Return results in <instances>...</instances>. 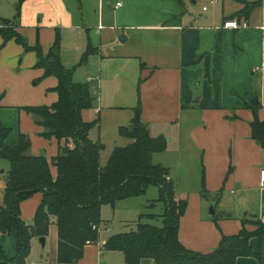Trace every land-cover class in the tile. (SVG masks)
I'll list each match as a JSON object with an SVG mask.
<instances>
[{"label": "crops", "instance_id": "1", "mask_svg": "<svg viewBox=\"0 0 264 264\" xmlns=\"http://www.w3.org/2000/svg\"><path fill=\"white\" fill-rule=\"evenodd\" d=\"M197 1L80 0L79 17L69 0H24L18 30L27 35L23 27H38L39 39L30 34L29 42L39 41L45 52L59 31L62 61L68 68L89 45L95 48L93 68L80 77L75 72L74 79L89 82L95 98L83 118L100 117L90 137L105 144L102 166L116 146L130 142L121 129L129 125L139 104L152 135L167 138L163 152L169 159L160 164L169 168L172 182L180 176L175 169L178 158L188 151L200 153L193 177L201 181L195 188L203 194L195 193V188L180 196L176 192L188 203L179 239L191 250L209 253L219 247L223 236L237 234L243 227L256 229L253 216L264 222V148L252 137L251 127L256 116L264 122V0L248 17H239L246 6L240 0H206L202 13L193 9ZM19 2L0 0V18H15ZM231 20L248 25L225 27ZM2 44L0 35V123L12 130L6 144L16 146L23 132L32 140L30 154L52 159L59 141L42 136L44 127L24 107L56 102L58 79H39L44 70L35 67L34 51H25L15 40ZM71 52L77 59L72 62ZM254 97L257 105L252 103ZM2 169L5 173L8 166L0 160V205L5 189ZM41 199L39 192L21 203L24 220H33ZM211 203L215 214L208 211ZM51 225L56 264H60L58 228ZM106 241L100 247L99 241L87 244L79 261L62 264H106L99 259ZM1 242L8 257L17 255L16 234H2ZM250 244L264 255V236L252 237ZM140 264L155 262L143 258ZM236 264H259V260L242 256Z\"/></svg>", "mask_w": 264, "mask_h": 264}, {"label": "trees", "instance_id": "2", "mask_svg": "<svg viewBox=\"0 0 264 264\" xmlns=\"http://www.w3.org/2000/svg\"><path fill=\"white\" fill-rule=\"evenodd\" d=\"M23 1L17 5L15 18H0L2 45L15 40L25 51H34L35 67L44 70L39 79L48 76L58 79L56 102L24 109L44 127L42 136L59 141V149L52 159L45 154L32 155L29 153L31 137L23 132H19L16 146H8L6 139L12 130L0 123V160L9 162L8 170L2 175L5 189L0 205V264H29L32 238L47 237L53 223L58 228V262L79 261L84 256L87 241L91 244L99 241L103 205L115 206L119 200L144 194L149 185L160 189L157 201L164 204L162 214L143 213L137 230L112 235L103 249L123 251L126 264H140L143 258H152L155 264H236V259L242 256H254L259 264H264L262 252L250 244L252 237L264 236V222L252 231L243 227L237 234L223 236L219 247L209 253L191 250L180 241V220L188 203L176 197L175 185L168 178L169 168L153 162V154L165 151L168 141L164 135H152L142 119L140 104L135 107L129 125L121 129V135L130 142L116 146L107 164L102 166L100 160L105 144L90 137L100 117L90 121L83 118V111L94 107L90 83L75 81L76 68L64 65L59 31L47 52L39 41L31 45L19 32ZM240 1L246 6L239 17H248L250 10L262 0ZM93 52L95 48L89 45L78 64L87 63ZM251 127L252 137L264 148V122L256 116ZM39 192L41 202L33 220L27 222L22 217L21 203ZM158 216L162 226L141 221ZM10 233L17 237V255L13 258L7 256L1 242V235Z\"/></svg>", "mask_w": 264, "mask_h": 264}, {"label": "rangeland", "instance_id": "3", "mask_svg": "<svg viewBox=\"0 0 264 264\" xmlns=\"http://www.w3.org/2000/svg\"><path fill=\"white\" fill-rule=\"evenodd\" d=\"M69 4L73 7L77 16H81L83 12L80 8V0H69ZM206 4V0H198L197 3H193L194 11L203 12L202 7ZM210 7L211 4H207ZM91 11L94 12V6H91ZM19 25L21 22L18 20ZM39 24V23H38ZM27 31V35L23 34L29 42L30 34L35 40L39 39L38 27H23ZM33 32V33H32ZM30 43V42H29ZM70 57L72 60H77L74 54L71 52ZM93 55H90L87 63L79 65V61L72 63L70 68L75 67V72L77 76H82L84 71H88L89 68H93L92 58ZM75 58V59H74ZM81 59V58H80ZM78 82V81H77ZM85 82V81H80ZM95 104V103H94ZM94 112V110L92 111ZM172 154V153H171ZM168 154L164 152L154 153L153 162L154 163H166V160L169 159ZM171 156H175L172 154ZM200 153L193 154L192 152H184L181 157L178 158L179 164L175 167L177 170L176 178H173V182L176 186L177 195L180 196V193L185 191L188 193V189L200 188L201 181H196V178L193 177L196 167L194 166L198 163ZM2 163L6 164L9 168V162L1 160ZM190 191V190H189ZM195 193H201V191H196ZM208 193V192H207ZM160 196V189L158 186L149 185L146 189V192L141 195L131 196L126 199H122L116 202L115 207L110 204H105L102 207V212L105 218V221L101 224L100 235H99V244L98 247L102 246L104 240H107L114 234L129 232L131 230H137L138 220L140 219L143 213H152L156 215L162 214L164 211V204L157 201ZM154 203V205H152ZM210 212V208L208 210ZM214 216V215H213ZM256 222V228L263 224V221L259 218L252 217ZM144 223H149L153 225L162 226L163 222L161 217H150L143 218L141 220ZM31 222V221H30ZM53 225L50 226L49 233L46 238V245L42 247L38 243L40 238L33 237L31 240V251L28 257L30 263L35 262L34 264H56V235L53 233ZM100 261L106 264H126L125 253L121 250H112V249H103L101 252ZM43 256V258H42Z\"/></svg>", "mask_w": 264, "mask_h": 264}, {"label": "built area", "instance_id": "4", "mask_svg": "<svg viewBox=\"0 0 264 264\" xmlns=\"http://www.w3.org/2000/svg\"><path fill=\"white\" fill-rule=\"evenodd\" d=\"M211 2L213 3L214 1ZM118 5H121V3H118ZM204 9L206 10L207 7H205ZM247 25L248 24L246 22L240 24L237 20L226 21L224 24L225 27H232V28L246 27ZM87 244H91L90 241H87Z\"/></svg>", "mask_w": 264, "mask_h": 264}, {"label": "water", "instance_id": "5", "mask_svg": "<svg viewBox=\"0 0 264 264\" xmlns=\"http://www.w3.org/2000/svg\"><path fill=\"white\" fill-rule=\"evenodd\" d=\"M120 39L123 40L122 39V35H121ZM252 103H254L255 105H257L259 103L258 97H254V99L252 100ZM1 173H4V169L1 170ZM215 212H216L215 211V203H211V205H210V214H215ZM40 242L42 243V245H45V243H46L45 237H41L40 238Z\"/></svg>", "mask_w": 264, "mask_h": 264}]
</instances>
